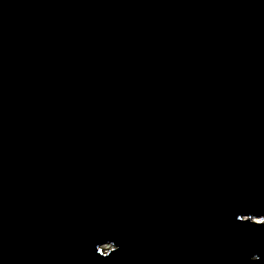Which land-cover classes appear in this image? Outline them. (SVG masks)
Here are the masks:
<instances>
[{"label":"water","instance_id":"obj_1","mask_svg":"<svg viewBox=\"0 0 264 264\" xmlns=\"http://www.w3.org/2000/svg\"><path fill=\"white\" fill-rule=\"evenodd\" d=\"M0 264H264V0H0Z\"/></svg>","mask_w":264,"mask_h":264},{"label":"rangeland","instance_id":"obj_2","mask_svg":"<svg viewBox=\"0 0 264 264\" xmlns=\"http://www.w3.org/2000/svg\"><path fill=\"white\" fill-rule=\"evenodd\" d=\"M259 220V219H258ZM108 248H111V246L110 245H104L103 246V250H107Z\"/></svg>","mask_w":264,"mask_h":264}]
</instances>
